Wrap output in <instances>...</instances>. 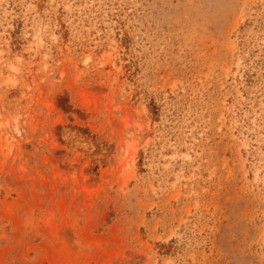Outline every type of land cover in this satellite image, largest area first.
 Returning <instances> with one entry per match:
<instances>
[{"label": "rangeland", "instance_id": "rangeland-1", "mask_svg": "<svg viewBox=\"0 0 264 264\" xmlns=\"http://www.w3.org/2000/svg\"><path fill=\"white\" fill-rule=\"evenodd\" d=\"M0 264H264V0H0Z\"/></svg>", "mask_w": 264, "mask_h": 264}]
</instances>
